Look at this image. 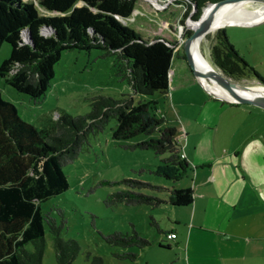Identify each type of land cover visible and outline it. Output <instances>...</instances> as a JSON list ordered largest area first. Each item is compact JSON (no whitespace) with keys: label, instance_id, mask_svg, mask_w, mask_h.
<instances>
[{"label":"trees","instance_id":"1","mask_svg":"<svg viewBox=\"0 0 264 264\" xmlns=\"http://www.w3.org/2000/svg\"><path fill=\"white\" fill-rule=\"evenodd\" d=\"M194 8L193 19L207 4L217 0H185ZM136 0H0V46L10 45L9 56L0 64V77L17 91L36 98L44 94L54 77V65L64 50H102L114 56L116 74L125 79L131 93L115 98L96 95L90 110L72 116L57 111L40 117V126L23 120L16 106L0 92V264H42L46 235L51 240L55 264H71L80 245L60 235L61 224L43 212L41 203L63 192L68 181L63 167L87 151L91 139L108 125L114 139L138 134L149 137L132 145L163 154L153 172L175 180L187 173L189 163L181 155L182 146L173 126H164L157 116L156 100L134 101L133 94H167L169 71L175 44L159 36L143 39L124 24L133 12ZM38 6L48 14L39 11ZM190 33V32H189ZM188 33V34H189ZM210 57L215 67L234 81L256 78V74L232 47L223 28L212 34ZM131 187L150 186L148 182L123 179ZM148 204L159 206L164 199L133 190L116 191L107 204ZM173 206H188L193 201L190 186L172 188L166 200ZM154 223V222H153ZM173 232H166V236ZM175 235V233H173ZM112 245L142 249L150 241L134 228L104 236ZM161 245V244H160ZM162 246V245H161ZM132 262L137 253L126 252ZM90 264H103L95 256Z\"/></svg>","mask_w":264,"mask_h":264},{"label":"rangeland","instance_id":"2","mask_svg":"<svg viewBox=\"0 0 264 264\" xmlns=\"http://www.w3.org/2000/svg\"><path fill=\"white\" fill-rule=\"evenodd\" d=\"M263 5L264 2L260 1L243 3L250 10ZM38 9L48 14L39 6ZM194 11L185 0H136L131 16L123 23L145 40L159 36L173 42L179 60L172 65L173 80L167 95L158 91L133 94L134 101L156 100L153 112L157 116L164 115L161 126L173 125L180 129L185 125L186 129L189 128L193 133L188 139L191 143L193 140L198 143V152L203 158L229 154L236 148L235 151L241 154L240 170L246 168L247 177L250 176L255 184L259 177L264 178V110L244 103L239 108L231 107L209 92L192 74L182 45L192 31L188 21L196 20L193 19ZM221 28L235 51L264 81V18L250 23H225ZM216 29L205 34L200 46L202 54L214 68L217 67L211 60L210 46ZM9 52L10 45L2 43L0 64ZM190 78L195 82L190 83ZM236 82L260 85L253 77ZM181 83L183 87L179 86ZM0 92L4 99L16 106L23 120L40 126L43 115L54 118L57 111L72 116L85 114L90 110L92 97L102 94L119 98L123 93H131V88L116 74L113 55L98 49H69L62 51L54 65V77L41 96L32 98L21 93L1 77ZM115 124L111 119L105 129L91 139L89 149L63 167L68 187L42 202V211L49 212L56 223L61 224L62 238L74 239L80 245L71 264H90L95 256L101 257L103 264H131L128 257H122L126 252L137 253L133 264H182V247L177 242L187 225L175 220L183 218L188 208L173 206L166 200L170 189L192 184L193 176L187 171L181 178L171 180L155 174L153 170L162 162L164 155L132 145L156 137L158 132L114 139L111 131ZM247 132L250 140L246 144L243 141ZM178 140L182 147L188 143L183 135H178ZM123 179H136L161 188L131 187L123 183ZM122 190L156 195L164 201L156 207L122 201L114 204L105 202L109 194ZM132 228L146 237L150 244L142 249L121 247L110 244L104 237L115 231L130 232ZM170 230L178 233L177 238L166 236ZM42 264H55L52 243L47 235Z\"/></svg>","mask_w":264,"mask_h":264},{"label":"crops","instance_id":"3","mask_svg":"<svg viewBox=\"0 0 264 264\" xmlns=\"http://www.w3.org/2000/svg\"><path fill=\"white\" fill-rule=\"evenodd\" d=\"M176 58L177 54L171 62L169 86L173 80L172 65L179 60ZM189 82L195 81L190 78ZM228 103L236 108L242 105ZM175 128L177 139L178 135H183L188 140L182 147V154L193 176L192 184L185 186L192 188L193 201L186 206L188 213L175 220L187 225L177 242L182 247L181 263L264 264V178L259 177L254 184L250 176L247 177V169L240 170L241 154L235 151L236 148L229 154L201 157L198 143L188 139L193 132L185 125L181 126L182 130ZM182 131L185 132L182 134ZM249 134L247 132L244 137L246 144L250 140ZM170 232L175 233L174 239L177 238L178 233Z\"/></svg>","mask_w":264,"mask_h":264},{"label":"bare ground","instance_id":"4","mask_svg":"<svg viewBox=\"0 0 264 264\" xmlns=\"http://www.w3.org/2000/svg\"><path fill=\"white\" fill-rule=\"evenodd\" d=\"M247 1L249 0L226 2L221 4L213 13L212 21L210 23V30L216 29L217 27H221L225 23H230V22L250 23L263 19L264 5L259 9L250 10L245 6H243V3ZM209 10L210 7L207 6L203 10L199 20L188 21V25L192 28V30L197 29L200 26V24L203 22ZM204 36L205 34L192 38L189 43V48L193 56L196 68L202 71H207L213 68V66L204 57L200 48ZM198 79L201 81L202 85L215 96L232 100L230 94L223 87L217 84L216 81H214L212 78L199 76ZM263 91H264V87L259 85V86H253L250 90H237V93L246 97H253L259 93H262Z\"/></svg>","mask_w":264,"mask_h":264},{"label":"water","instance_id":"5","mask_svg":"<svg viewBox=\"0 0 264 264\" xmlns=\"http://www.w3.org/2000/svg\"><path fill=\"white\" fill-rule=\"evenodd\" d=\"M235 1H241V0H217L215 2L207 4L205 7H203V10L209 6L210 10L207 13L206 17L204 18L203 22L200 24V26L197 29H194L191 31V33L184 39L183 45H182V50L186 59L187 64L190 67V70L192 74L195 76V78L199 81L198 77L203 76L207 78H212L214 81H216L217 84H219L221 87H223L232 97V100L224 99L218 96H214L217 98H221L222 100L230 103H244V104H252L254 106L260 107L264 109V91L262 93H259L253 97H246L243 95H240L237 93V90H250L253 86L244 84V83H239L231 78L225 76L219 69L217 68H211L210 70L207 71H202L198 68H196L193 56L190 52L189 48V43L192 38L201 36L203 34H207L210 32V23L212 21V16L215 10L223 3L226 2H235ZM249 1H260L264 2V0H249ZM201 16H199V20ZM194 20V21H196ZM218 28V27H217Z\"/></svg>","mask_w":264,"mask_h":264},{"label":"built area","instance_id":"6","mask_svg":"<svg viewBox=\"0 0 264 264\" xmlns=\"http://www.w3.org/2000/svg\"><path fill=\"white\" fill-rule=\"evenodd\" d=\"M181 155L183 156V154H181ZM167 237H169V238H174L175 235H174L173 233H170V234L167 235Z\"/></svg>","mask_w":264,"mask_h":264}]
</instances>
